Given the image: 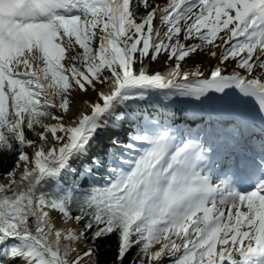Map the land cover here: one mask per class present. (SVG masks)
<instances>
[{
	"label": "snow or ice",
	"instance_id": "obj_1",
	"mask_svg": "<svg viewBox=\"0 0 264 264\" xmlns=\"http://www.w3.org/2000/svg\"><path fill=\"white\" fill-rule=\"evenodd\" d=\"M197 51L216 61L207 74L184 66ZM162 57L167 70L150 71ZM210 94L238 109L220 144L181 139L138 105ZM257 115L264 0H0V155L15 153L0 177V264H96L82 244L113 236L115 264H264V126L252 156L215 168ZM125 123L139 124L128 142L92 152ZM100 171L83 192L61 183Z\"/></svg>",
	"mask_w": 264,
	"mask_h": 264
},
{
	"label": "bare ground",
	"instance_id": "obj_2",
	"mask_svg": "<svg viewBox=\"0 0 264 264\" xmlns=\"http://www.w3.org/2000/svg\"><path fill=\"white\" fill-rule=\"evenodd\" d=\"M154 23H156V22L154 21ZM199 63H200L201 70L204 71L205 74H207L208 72H210L211 68L215 66L216 61L212 60L209 56H207L206 58L201 60ZM191 66H193V65H191ZM191 66L187 65V66H185V68H191ZM148 68L150 71L155 70V71L164 72L167 70V65L164 63V58L162 57L161 60L159 62H156V63L149 61L148 62ZM228 68L231 69V66L228 65ZM91 95H92V93H89L87 96H91ZM71 99H72V97H70V100ZM81 99L82 98L79 95H76L75 103H73L71 106V114L72 115L76 114V109H77V106L79 105ZM92 99H93V97H92ZM175 100H176V102L172 103V102L164 101L160 95H154L152 100L149 101L148 103L138 102V105L146 117L158 119L161 122L166 123L167 125L171 121H173L174 118H176L178 116V112L180 111V109H183V113L190 115V118H188V120H190V122H188L189 123L188 125H190V126H195L196 123L194 121L196 119H200L201 115H203V114H205V116H203V121L205 119H207L210 115H218L219 117H221V116H223L224 113H227V112H232L234 114V116L237 117V110L232 109V108L227 109L225 104L219 102L218 100H216L212 97H210L209 99L204 101L205 103L208 102V103L212 104L211 109H208L205 106L204 102L200 103L198 101L191 100L190 98L177 97V98H175ZM144 106H150V107L147 109V107H144ZM134 107H135V105H134ZM151 107H154V109L156 111L149 110V109H151ZM218 109H224L223 114L219 113ZM199 112H201V113H199ZM154 113H156V117H152ZM196 113H199V114L195 115ZM224 116H226V115H224ZM226 117H228V116H226ZM228 119H230V118H228ZM232 119H230V120H232ZM135 125L139 126L138 123H125L121 127H112L111 125H109L107 128H105L104 130L101 131V133L98 135V137L93 142V144L99 145L101 147L103 143H109L110 142V137H111L110 133L112 131L126 132V131H129ZM179 126L180 125H178L177 128L175 130H173L178 137H179V134H178L179 133L178 132ZM103 134L105 136H103ZM226 134H229L228 130L224 132V135H226ZM100 136L102 137L101 141L98 140V138H100ZM193 137L195 138L197 136H193ZM216 137H214V138H216ZM181 139H183V138H181ZM199 139L201 141H204L203 138H199ZM238 139L243 140L244 136L238 135ZM216 143L220 144L219 142H216ZM220 153H221L220 156H222L223 155V149H220ZM215 168L217 171L222 169V167H219L217 165H215ZM56 224L59 227H65V228L72 226L71 222L65 224V223H62L59 219H56ZM76 227L81 228L80 226H76ZM83 249L84 248H82V250ZM4 262L8 263L7 259H5ZM16 264H19V261H17Z\"/></svg>",
	"mask_w": 264,
	"mask_h": 264
},
{
	"label": "trees",
	"instance_id": "obj_3",
	"mask_svg": "<svg viewBox=\"0 0 264 264\" xmlns=\"http://www.w3.org/2000/svg\"><path fill=\"white\" fill-rule=\"evenodd\" d=\"M93 46H96V42H94ZM30 135V134H29ZM34 138V137H33ZM125 143V142H121ZM106 159V157H103ZM15 164V153L11 154H3L0 155V177H2L7 171L11 170V168ZM83 167V166H82ZM70 175V174H68ZM82 175V174H81ZM104 175L103 171L97 172L95 177H86L82 175L81 177H64L61 183L67 187L75 181L77 185L80 186V191L83 192L87 189H90L92 186H99L103 183V181L99 180L98 177ZM45 190L53 193L55 192V185H46ZM91 241V240H88ZM95 255L92 259L96 262V264H115V249H116V237L113 236L111 238H103L100 241L94 242Z\"/></svg>",
	"mask_w": 264,
	"mask_h": 264
},
{
	"label": "rangeland",
	"instance_id": "obj_4",
	"mask_svg": "<svg viewBox=\"0 0 264 264\" xmlns=\"http://www.w3.org/2000/svg\"><path fill=\"white\" fill-rule=\"evenodd\" d=\"M194 41H189L188 43H193ZM78 47V46H77ZM208 55H206L204 52L201 51H197L195 54L192 55L191 59H188L185 62V66L189 65H194L195 63H199L201 60H203L204 58H206ZM61 63L67 64V60H62ZM229 66H231V64H229ZM71 97V96H70ZM92 97L94 98V94H92L91 96H85L83 97V99H92ZM125 136V135H124ZM82 228V227H81ZM91 246V242H85L82 244V248H87ZM94 257H92L91 259H93Z\"/></svg>",
	"mask_w": 264,
	"mask_h": 264
},
{
	"label": "water",
	"instance_id": "obj_5",
	"mask_svg": "<svg viewBox=\"0 0 264 264\" xmlns=\"http://www.w3.org/2000/svg\"><path fill=\"white\" fill-rule=\"evenodd\" d=\"M89 247H92V246H89Z\"/></svg>",
	"mask_w": 264,
	"mask_h": 264
}]
</instances>
